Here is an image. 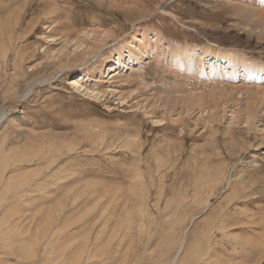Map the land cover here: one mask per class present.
I'll use <instances>...</instances> for the list:
<instances>
[{
    "label": "rangeland",
    "instance_id": "1",
    "mask_svg": "<svg viewBox=\"0 0 264 264\" xmlns=\"http://www.w3.org/2000/svg\"><path fill=\"white\" fill-rule=\"evenodd\" d=\"M22 1L0 0V19ZM59 1L29 4L26 57L1 66L0 264H264V20L230 0H140L149 11L135 17L102 0ZM94 26L115 32L59 67L65 32ZM143 33L149 53L133 63L143 78L110 79L112 50L134 38L140 51ZM181 50L204 51L206 64L234 52L233 78L213 81L193 59L190 71L167 67ZM151 57L160 67H145ZM242 59L258 62L254 76ZM81 74L84 87L71 83ZM197 94L223 99L203 111Z\"/></svg>",
    "mask_w": 264,
    "mask_h": 264
},
{
    "label": "bare ground",
    "instance_id": "2",
    "mask_svg": "<svg viewBox=\"0 0 264 264\" xmlns=\"http://www.w3.org/2000/svg\"><path fill=\"white\" fill-rule=\"evenodd\" d=\"M59 1V0H58ZM97 1H101V0H97ZM104 2H107L109 4V6L111 8H116V9H120V10H124L125 12L127 13H130V14H134L135 12V9H136V12H137V9H139V14H141V11L144 10V11H149L147 8L148 7H144L141 3L140 0H102ZM164 0L160 1V2H163ZM33 0H23L22 1V6H23V9L21 10L20 9H17L14 13L10 14L8 17H4L5 19H0V75H1V66L3 65V63L5 61H9L11 60V57H12V60L16 61V60H24V58L26 56H24L25 54V51L27 49V46L24 45L25 41L28 40V38L31 37V34H32V31L30 29V27L33 25L34 21L32 22H29L26 20V16L24 18V15L27 14L26 12V9L28 10V6L30 3H32ZM49 2H52V3H56L57 0H49ZM60 2V1H59ZM231 3L234 4V7L236 8L237 10V14L241 15L243 13V11L245 10L246 12L248 13H251L250 16H254V18H258L259 20H264V0H230ZM20 3V1H19ZM19 5V4H18ZM160 6V5H159ZM27 7V8H26ZM233 7V8H234ZM158 8H161V7H158ZM14 9V8H13ZM157 9V8H156ZM251 9V10H250ZM2 11V10H1ZM10 11V10H9ZM8 11V12H9ZM151 12V11H150ZM10 13V12H9ZM152 13V12H151ZM5 14V12H4ZM137 14V13H136ZM8 15V14H7ZM54 15V14H53ZM142 15V14H141ZM243 15V14H242ZM4 16V15H3ZM6 16V15H5ZM136 15L134 14L132 17H135ZM240 17V16H239ZM256 18V19H257ZM30 20V19H29ZM134 20V19H132ZM253 21V19H252ZM51 22L52 23H55L56 22V18L55 17H51ZM250 22V21H249ZM261 22V21H259ZM262 23V22H261ZM23 24H25V28L26 29H30L28 33H22V32H19L20 28L23 27ZM249 24V23H248ZM264 22L262 23V26H263ZM114 25V24H113ZM134 25V24H133ZM256 26V25H255ZM254 26V28H255ZM258 26H260V23L258 24ZM115 27V26H114ZM113 27V29H114ZM133 27V26H132ZM124 27H122L123 29ZM253 28V30H255ZM25 29V30H26ZM101 26L99 27H93L92 29H85V28H82V29H78V31L72 33V32H65V35H67V37H65V35H63V38H64V48L60 51H58L56 53V55H52V58L54 60H61V64H59V67H63L65 66V64H70L71 62H74L76 61L77 59L81 58V57H85L87 59V54H89V52L85 51L86 49H91L89 51H93V48H102V43H106V41L112 37L111 34H113L115 31V29L111 32L108 31V29ZM112 29V26L111 28ZM264 29V28H263ZM262 29V30H263ZM100 30V31H99ZM107 30V31H106ZM135 30V29H134ZM63 31V30H62ZM125 31V30H123ZM261 31V30H260ZM64 32V31H63ZM117 32V31H116ZM56 33L58 34H55L54 36L56 35H60L61 32H57ZM264 33V32H263ZM75 34V36H74ZM120 34V33H119ZM146 35V34H145ZM144 35L143 33V37L142 39H140V41L143 43V44H140V41H139V45L141 47V50L138 52H133L135 50V47H136V41L138 40H134V38H132V41L129 42V46L127 47L126 46V43H123L122 45H120L119 48H114L112 51H114L116 54H117V61L115 62L116 63V70H114V74H112L111 78L110 79H116L119 83L120 81L124 79L125 81V78H128L129 80L131 79H136V78H140L141 79V76L139 75V73L135 72V71H138V72H142L143 71V68L141 67V69H139V67L137 68V70H133V63H135L136 61L139 62L140 64H142V56H148L147 54L149 53V42L147 41V37ZM162 34H160L159 32L155 33L154 34V40L160 42L162 41V37H161ZM53 36V37H54ZM72 36V37H71ZM163 36V35H162ZM136 37V36H135ZM62 38V37H60ZM62 38V39H63ZM85 38H91L92 40V43L89 45V43H87V40ZM164 38V37H163ZM25 40V41H24ZM124 41V40H122ZM85 43V44H84ZM162 43V42H161ZM160 43V44H161ZM68 44H71L72 47H74V49L72 50L73 52V57L70 56V52L67 50V46ZM172 44V43H171ZM209 44V43H208ZM211 44V43H210ZM213 44V43H212ZM104 45V44H103ZM206 45V44H205ZM181 46V45H180ZM209 46V45H208ZM188 47V46H186ZM84 49L82 50V52H80L81 49ZM125 48H127V50H124ZM66 49V51L64 50ZM156 49V47L154 48ZM177 49V48H176ZM197 49V48H196ZM157 50V49H156ZM124 51H128V54H130V57H125V52ZM237 51V50H236ZM239 52V51H238ZM204 51L203 52H200V53H195L194 55V58L192 57L193 54H191V51L189 50H181V51H178V53H174V57L172 56V58H170V62H168V64H170V66H168V64L166 65L167 67H171L172 64H177L176 67L179 69L180 67L182 69H184L185 67V70H189L190 71V68L188 67L187 65V62L188 60L190 61V59H193L194 62H196V64H199L200 66V69L202 68V71H204L205 69V66L208 67V75L211 74V75H216L215 76V79L214 77L213 78V81H216L218 80L220 82V78L222 81L224 80H229L230 78H233L232 74H234L233 72H235L234 68L236 67V62H235V53L232 52V51H220V50H215L213 51L212 53V57L213 58H209L210 59V62L208 64L205 63V61H203L202 59L204 58ZM237 53V52H236ZM72 55V54H71ZM87 55V56H86ZM51 58V55L48 56ZM161 57V55L159 56V58ZM243 57V55H242ZM51 58V59H52ZM153 58V57H151ZM199 58V60H198ZM49 59V60H51ZM11 60V61H12ZM90 60V59H89ZM141 60V61H140ZM172 60V61H171ZM224 61V62H221V61ZM10 61V62H11ZM88 61V60H86ZM155 58L152 59V61H147L146 62V65L145 67H148V65H151L153 62H155ZM237 61V60H236ZM240 62V61H239ZM9 63V62H8ZM86 63V62H85ZM157 64V66L159 65L157 62H155ZM172 63V64H171ZM255 63V64H253ZM7 64V63H6ZM241 64L243 65V67L245 68L246 70V75L247 76H254L255 73H256V70H254V68L256 67L257 68V65H258V62H254L251 60H249L248 62L247 61H244V59L241 60ZM11 65V64H10ZM14 65V63H13ZM156 66V65H155ZM175 66V65H174ZM179 66V67H178ZM230 67V68H227V67ZM144 67V66H143ZM153 67V66H152ZM160 67V65L158 66ZM194 67V65H193ZM191 67V68H193ZM222 67V68H220ZM164 70H165V67H163ZM174 68V67H173ZM136 69V68H135ZM152 69H155L152 68ZM150 69V70H152ZM171 69V68H170ZM177 69V70H178ZM129 70V72L127 71ZM176 70V69H175ZM244 70V71H245ZM156 71H157V68H156ZM160 71V70H159ZM198 71V70H197ZM201 71V70H200ZM243 71V72H244ZM54 72V71H53ZM152 73H155V71H151ZM172 72V71H171ZM178 72H181L182 71H178ZM47 73V72H46ZM56 73V72H55ZM143 73V72H142ZM49 74V73H48ZM144 74V73H143ZM186 74V73H185ZM59 75V74H57ZM56 75V77H57ZM118 75V76H117ZM155 75V74H154ZM195 75V74H194ZM237 75V74H236ZM245 75V76H246ZM134 76V77H133ZM244 76V74H243ZM9 77V76H8ZM55 75L53 76H48L46 77L45 79H41L42 81H51L52 79H54ZM208 77V76H207ZM210 77V76H209ZM242 77V76H241ZM6 78V77H5ZM85 78L84 75L81 74V76L79 75L78 77H74L72 82L73 84H76L77 86H83L81 81H83V79ZM143 78V76H142ZM190 78V77H189ZM211 78V77H210ZM211 78V79H212ZM245 78V77H244ZM8 79V78H7ZM86 79V78H85ZM201 79V78H200ZM200 79L198 78V81H200ZM143 80V79H142ZM5 81V80H4ZM109 81V80H108ZM114 81V80H113ZM194 81V80H193ZM197 81V82H198ZM209 81V80H208ZM131 81H129V84H130ZM142 82V81H141ZM144 82V81H143ZM132 83V82H131ZM209 83V82H208ZM218 84V82H215ZM232 83V82H231ZM255 83V82H254ZM253 83V84H254ZM35 84V81L34 83ZM140 85V84H139ZM199 85V84H198ZM202 85V84H201ZM215 85V84H214ZM256 85V84H255ZM141 86V85H140ZM248 86V85H247ZM254 86V85H253ZM93 87V86H92ZM98 87V86H97ZM120 87V86H119ZM213 87V86H212ZM211 87V88H212ZM249 87V86H248ZM252 87V86H251ZM260 87V86H259ZM87 87H85L84 89H86ZM107 88V87H106ZM262 88V86L260 87V89ZM108 89H111V88H108ZM107 89V90H108ZM126 89V88H125ZM140 89V88H139ZM238 89V88H237ZM240 89V88H239ZM244 89V88H243ZM264 89V87H263ZM262 89V90H263ZM29 90V89H28ZM27 90V92H28ZM111 90H115V89H111ZM230 90V89H229ZM242 90V89H241ZM257 90V89H256ZM255 90V91H256ZM90 91L91 93H94L95 95H98V94H101L100 91H95V90H88ZM125 91V90H124ZM123 91V92H124ZM250 91V90H249ZM254 91V90H253ZM261 91V90H260ZM194 92V91H193ZM241 92V91H240ZM239 91H237V93L240 94ZM245 93L244 90H242V93ZM252 92V91H251ZM258 92V91H257ZM113 93V92H112ZM225 93V92H224ZM234 93V92H233ZM248 93V91H247ZM256 93V92H255ZM254 93V94H255ZM259 93V92H258ZM264 93V91H263ZM262 93V94H263ZM105 94V93H104ZM123 94V93H122ZM179 94V93H178ZM185 94V92H184ZM188 94V93H187ZM235 94V93H234ZM233 94V95H234ZM251 94V93H250ZM257 94V93H256ZM260 94V93H259ZM94 95V97H95ZM164 95V94H163ZM169 95H171V93H169ZM175 95V94H174ZM258 95V94H257ZM24 95H21L20 98L22 99ZM125 96V95H124ZM127 96V95H126ZM166 96V95H165ZM216 96V95H215ZM215 96H210L209 95V98L208 99H205L201 94H197L195 96H193V99H191L193 101V104H195V102L197 103V105L199 107H202L204 105H206L207 108H215V107H218L223 99V95H218L219 97H215ZM250 96V95H249ZM248 96V97H249ZM253 96V94H252ZM25 97V96H24ZM191 97V95H189V98ZM232 97V95H231ZM124 98V97H123ZM166 98V97H165ZM250 99V97H249ZM252 99V98H251ZM127 98L123 101H126ZM196 100V101H194ZM252 101V100H251ZM21 102V100H20ZM257 103V101H256ZM156 104V103H155ZM196 105V106H197ZM256 105V104H255ZM159 106V105H157ZM166 106V105H165ZM195 106V107H196ZM197 106V107H198ZM229 106V105H228ZM144 108V107H143ZM158 108V107H157ZM166 108V107H165ZM226 108V107H225ZM12 108L8 109L7 111H10ZM146 109V107H145ZM200 109V110H201ZM218 109V108H217ZM222 109H224L222 107ZM234 109V107H233ZM232 111H235L233 110ZM257 109V108H256ZM259 109V108H258ZM160 110H162V107L160 108ZM192 110V109H191ZM204 107H203V111H204ZM221 110V109H220ZM219 110V111H220ZM260 110V109H259ZM6 111V112H7ZM166 112V109L164 110ZM227 111V109H226ZM172 112V111H171ZM181 112H183L181 110ZM186 112V111H185ZM190 112V111H189ZM259 112V111H257ZM255 108H252L251 107V103H248L247 104V113H248V121L251 122V118L253 120V118H255L256 116H258ZM199 113V112H198ZM214 113V112H213ZM262 113V111H261ZM5 114V113H4ZM8 114V112H7ZM189 114V113H188ZM203 114V112H202ZM210 114V112H209ZM212 114V113H211ZM234 114V113H233ZM236 114V112H235ZM180 115V113H179ZM186 115V114H185ZM215 115V114H214ZM182 116V115H181ZM202 116V115H201ZM212 115H210L211 117ZM222 116V115H221ZM232 116V115H231ZM235 116V115H233ZM1 117V116H0ZM4 117V116H3ZM199 117V116H198ZM223 117V116H222ZM178 118V117H177ZM176 118V119H177ZM158 119V118H157ZM169 119V118H168ZM175 119V120H176ZM221 119V118H220ZM235 119V118H234ZM15 120V119H14ZM160 120V119H159ZM183 119H181L182 121ZM199 120V119H197ZM238 120V119H236ZM236 120H234L233 122H236ZM258 120V117L257 119ZM211 121V120H210ZM242 122V120H240ZM175 122V121H174ZM177 122V120H176ZM179 122V121H178ZM183 122V121H182ZM213 122V121H212ZM248 122V123H249ZM262 122V121H261ZM247 123V122H246ZM230 124V123H229ZM236 124V123H235ZM234 124V125H235ZM232 124H230L231 126ZM229 126V127H230ZM253 126V125H252ZM227 127V131H230V128ZM248 127V126H247ZM232 130V129H231ZM130 137V136H129ZM130 139V138H129ZM232 140H235V139H232ZM166 141V140H165ZM169 141V140H168ZM176 141V140H175ZM173 142V141H172ZM230 142V141H229ZM233 141H231L230 143H232ZM236 142V141H235ZM170 143V142H169ZM108 145V144H107ZM75 147V146H74ZM173 147V146H172ZM72 149V148H71ZM75 149V148H74ZM71 152V151H70ZM74 154V153H73ZM72 153H70V155H73ZM69 155V156H70ZM67 156V155H66ZM60 157V156H59ZM113 157V156H111ZM110 158V157H109ZM111 159V158H110ZM199 161V160H198ZM258 166V165H255V167ZM249 167V166H248ZM242 176V173L240 175V177ZM244 179V178H243ZM231 180V179H230ZM241 180H242V177H241ZM231 182V181H230ZM241 184L240 183H237L236 187L235 188H238L239 191L241 190ZM244 191V190H243ZM242 192V190H241ZM244 193V192H243ZM246 194V193H245ZM243 196V195H242ZM225 211V210H224ZM229 212V211H228ZM230 213V212H229ZM229 215V214H228ZM224 218V217H223ZM218 227V226H217ZM225 230V229H224ZM215 233H216V230H215ZM213 234V233H212ZM217 234V233H216ZM213 241V240H212ZM212 244V243H211ZM211 249V248H210ZM209 258V257H208ZM197 262V261H196Z\"/></svg>",
    "mask_w": 264,
    "mask_h": 264
}]
</instances>
